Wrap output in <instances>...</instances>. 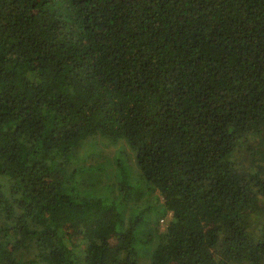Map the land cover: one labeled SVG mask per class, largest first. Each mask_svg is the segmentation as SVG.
Instances as JSON below:
<instances>
[{
	"label": "trees",
	"instance_id": "16d2710c",
	"mask_svg": "<svg viewBox=\"0 0 264 264\" xmlns=\"http://www.w3.org/2000/svg\"><path fill=\"white\" fill-rule=\"evenodd\" d=\"M0 264H264V0H0Z\"/></svg>",
	"mask_w": 264,
	"mask_h": 264
},
{
	"label": "rangeland",
	"instance_id": "374dc122",
	"mask_svg": "<svg viewBox=\"0 0 264 264\" xmlns=\"http://www.w3.org/2000/svg\"><path fill=\"white\" fill-rule=\"evenodd\" d=\"M98 141H92L90 142V146L92 145H95ZM89 147V146H88ZM89 149H92L91 147H89ZM94 151V158H93V162H98V161H102L101 159H99L98 155L99 154H105V153H108V150L107 152L102 149L101 147H97L92 149ZM106 165L107 163L104 162ZM106 172H109V174H112L111 172H114V169H112V167H106L104 169ZM89 174L87 173H82L79 175L78 177V180H79V191H86L88 190L87 187L88 185H90V187L93 189V186L91 185V183L93 182L94 185H97L98 187V184L94 182V179L91 177L89 178ZM108 183H110V179L107 180ZM153 206V202L150 200V199H146L142 202H137V201H134L132 203H128L125 205V207H123V210L126 214V216H131V217H134V215H136L137 213H139L140 211L144 210L145 208H150ZM170 212L166 215V217L168 218V216H170ZM130 217V218H131ZM74 229V228H73ZM148 231H150L149 229H147ZM161 230L163 231V228L161 227ZM75 236L76 237H79V234L78 232L75 233ZM154 250V244L152 243L151 245L149 246H138V251L140 253V255H145V256H150L152 251Z\"/></svg>",
	"mask_w": 264,
	"mask_h": 264
},
{
	"label": "built area",
	"instance_id": "2783aa9c",
	"mask_svg": "<svg viewBox=\"0 0 264 264\" xmlns=\"http://www.w3.org/2000/svg\"><path fill=\"white\" fill-rule=\"evenodd\" d=\"M171 218H172V213L170 214V216H168V218L165 217V218H163L160 221V224H161V226L163 228V231L166 229V227H167L168 223L170 222Z\"/></svg>",
	"mask_w": 264,
	"mask_h": 264
}]
</instances>
